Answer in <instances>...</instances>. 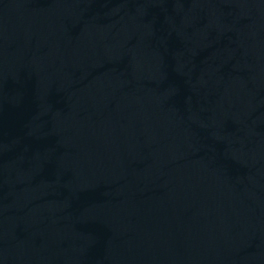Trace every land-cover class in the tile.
<instances>
[{
	"label": "water",
	"instance_id": "1",
	"mask_svg": "<svg viewBox=\"0 0 264 264\" xmlns=\"http://www.w3.org/2000/svg\"><path fill=\"white\" fill-rule=\"evenodd\" d=\"M0 264H264V0H0Z\"/></svg>",
	"mask_w": 264,
	"mask_h": 264
}]
</instances>
